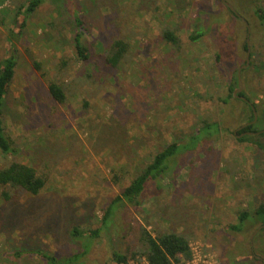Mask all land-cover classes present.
<instances>
[{
	"label": "rangeland",
	"instance_id": "374dc122",
	"mask_svg": "<svg viewBox=\"0 0 264 264\" xmlns=\"http://www.w3.org/2000/svg\"><path fill=\"white\" fill-rule=\"evenodd\" d=\"M25 1L0 0V61L10 54L16 60L3 105L16 151L0 153V167L20 161L45 182L35 195L0 187V264H48L34 252L63 259L86 244L74 264H145L142 257L112 259L113 250H135L139 226L188 237L189 264H264V231L249 243L259 224L226 228L264 200V134H256L263 148L238 140L250 109L231 95L239 70L240 92L258 107L263 131L264 23L254 15L255 0H42L32 13L15 14ZM75 12L84 20L79 32ZM165 29L178 48L163 38ZM119 38L128 50L111 68L105 50ZM50 82L63 88V103L49 94ZM203 122L218 123V131ZM198 127L202 134L191 143ZM173 142L188 146L146 186L139 206H120L95 238L71 236L73 227L101 228L110 201ZM14 250L30 252L13 260Z\"/></svg>",
	"mask_w": 264,
	"mask_h": 264
},
{
	"label": "trees",
	"instance_id": "16d2710c",
	"mask_svg": "<svg viewBox=\"0 0 264 264\" xmlns=\"http://www.w3.org/2000/svg\"><path fill=\"white\" fill-rule=\"evenodd\" d=\"M42 0H26L16 9L15 14H28L35 11V9L40 5ZM225 4V2H223ZM223 5V4H222ZM226 5V4H225ZM227 9L237 18L239 15L237 12L232 11L227 5ZM241 11V10H240ZM254 15L260 20V24L264 23V6H262L257 0H255V7H253ZM241 15L243 12L241 11ZM24 16V15H22ZM75 26L77 32L84 27V20L80 17L79 12H75L74 16ZM240 18V17H239ZM17 20L16 18L14 19ZM15 27V26H13ZM11 35L14 36L13 28L9 29ZM163 38L170 43L172 47H179L178 37L174 34L172 30L165 29L162 31ZM199 36L196 32L194 35H190V39H195ZM75 49L78 55L84 59L86 58V47L82 44L79 34H76L73 38ZM12 45V42H10ZM247 43L243 44V48L246 50ZM129 44L123 39H114L108 48L105 50V62L111 68H117L120 62L125 57L128 50ZM218 57V54H217ZM16 60L13 54L3 58L0 61V153L2 156L12 155L15 153V148L12 146V141L5 132L3 123V105L5 100V95L7 93L8 84H10L14 72H15ZM238 75V74H237ZM234 77V84L238 85V76ZM49 94L53 99L59 103H63L65 100V93L61 85L56 82H50L48 84ZM231 88V87H230ZM232 96L233 93L231 94ZM237 95L244 96L243 92H238ZM246 98V97H245ZM241 99V98H240ZM250 109V115L247 122L253 119V110L255 111L258 107H255V103H251L248 98L247 101L241 99ZM264 103V102H263ZM264 112V109L262 110ZM258 118L256 119V121ZM256 121L252 124H248L245 127L238 128L239 131V141H250L260 148H263V144L259 142L256 138L257 133L259 135L264 134V130H258L256 127ZM245 122V123H247ZM213 126L214 132L218 131V123L203 122L202 127ZM198 127L196 132L191 136L192 139H198L202 134V131ZM210 134L212 132H209ZM188 144H177L175 142L167 144L162 149L156 151L152 158L146 162L145 166L141 171L129 182V184L124 187L121 193L115 196L110 203L105 207L103 215L101 217L102 227L98 229H88L81 230L78 227H73L71 231V236L74 238L87 237L95 238L100 235L101 230H107L112 224L115 213L120 206L129 204L131 206L137 207L140 204V195L146 186L151 181H157L160 175L166 170L168 160L187 148ZM45 179L41 176L32 166L20 162V161H10L8 164L0 167V187H12L20 188L30 194H37L43 187ZM1 196L3 199H9L10 194L8 191L2 190ZM246 224L256 225L264 224V200L259 202L252 210H242L237 214V222L234 224H227L226 228L231 231L240 232ZM258 225V226H259ZM264 231V226L260 229V232ZM137 245L135 250H133L130 255H126L115 250L112 251V259L118 263H125L129 256L132 258L142 257L148 264H183L188 262L191 258V249L188 237L176 232H164L157 235H152L149 231L143 227L139 226L137 231ZM90 244L84 245V249L81 252L75 253L72 256L65 257L63 259L56 258L53 255L41 253L35 251V254L43 257L48 264H74L80 258H82L89 249ZM27 250H14L8 252L9 256H12L13 260H17L23 255L29 253ZM33 253V252H31ZM255 258L254 256H252Z\"/></svg>",
	"mask_w": 264,
	"mask_h": 264
},
{
	"label": "water",
	"instance_id": "95a60500",
	"mask_svg": "<svg viewBox=\"0 0 264 264\" xmlns=\"http://www.w3.org/2000/svg\"><path fill=\"white\" fill-rule=\"evenodd\" d=\"M228 5V7L232 10V11H234L235 12V10L233 9V7L231 6V5H229V4H227ZM244 22V24L245 25H247L246 24V21L245 20H243ZM247 27V26H246ZM247 36H248V29H247V34H246ZM246 43H247V45H246V49H247V53H246V57H245V59H246V64L248 63V53H249V51H248V49H249V45H248V39H246ZM239 70H238V88H237V90L236 91H234V93H233V95H236V93H238V92H240V90H241V81H240V75H239ZM237 97H239V98H241V99H243V100H245V101H247L246 100V98L245 97H243V96H240V95H237ZM252 110H253V119H252V121H250V122H247V123H244V124H242L239 128H242V127H245L246 125H248V124H252V123H254L255 121H256V119H257V114H256V111H255V109L252 107ZM264 226V224H261V225H259L254 231H253V233L251 234V236H249V243H250V246H252V237L262 228ZM255 255V254H254ZM255 257H258L257 255H255Z\"/></svg>",
	"mask_w": 264,
	"mask_h": 264
},
{
	"label": "built area",
	"instance_id": "2783aa9c",
	"mask_svg": "<svg viewBox=\"0 0 264 264\" xmlns=\"http://www.w3.org/2000/svg\"><path fill=\"white\" fill-rule=\"evenodd\" d=\"M191 249V248H190ZM143 260L145 261V264H148L147 261L143 258ZM190 261V260H189ZM189 261L188 262H185L183 264H189Z\"/></svg>",
	"mask_w": 264,
	"mask_h": 264
}]
</instances>
